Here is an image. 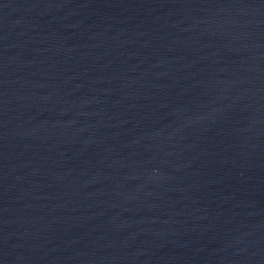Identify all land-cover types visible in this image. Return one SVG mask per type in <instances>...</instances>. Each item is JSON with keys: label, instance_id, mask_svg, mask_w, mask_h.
<instances>
[{"label": "water", "instance_id": "95a60500", "mask_svg": "<svg viewBox=\"0 0 264 264\" xmlns=\"http://www.w3.org/2000/svg\"><path fill=\"white\" fill-rule=\"evenodd\" d=\"M0 264H264V0H0Z\"/></svg>", "mask_w": 264, "mask_h": 264}]
</instances>
